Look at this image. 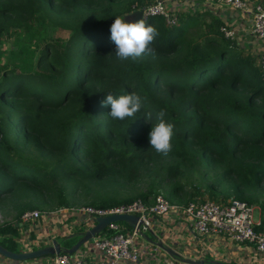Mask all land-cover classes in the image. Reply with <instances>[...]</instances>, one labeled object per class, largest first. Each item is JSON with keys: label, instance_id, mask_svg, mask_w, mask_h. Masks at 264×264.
Segmentation results:
<instances>
[{"label": "trees", "instance_id": "1", "mask_svg": "<svg viewBox=\"0 0 264 264\" xmlns=\"http://www.w3.org/2000/svg\"><path fill=\"white\" fill-rule=\"evenodd\" d=\"M151 1L0 0V39L23 29L33 44L9 52L11 65L0 64V207L17 216L52 201L78 205L68 199L78 193L91 196L82 204L105 207L149 201L162 186L166 198L183 204L173 180L192 171L210 199L263 205L264 75L254 56L217 29L195 40L188 29L198 15L176 12L175 22L137 18L157 29L156 53L119 60L111 23ZM109 91L139 94L141 111L133 120L113 119L110 105L99 104ZM161 109L175 126L167 156L148 142ZM27 147L42 171L20 164L22 151L14 149ZM128 185L137 190L119 197ZM189 187L186 201L201 194ZM5 238L0 243L13 248Z\"/></svg>", "mask_w": 264, "mask_h": 264}, {"label": "built area", "instance_id": "2", "mask_svg": "<svg viewBox=\"0 0 264 264\" xmlns=\"http://www.w3.org/2000/svg\"><path fill=\"white\" fill-rule=\"evenodd\" d=\"M169 0H152L142 10V14L160 15L168 22L176 21V12H172L171 5H167ZM193 6L194 3H204L212 10L220 8H234L249 16V32L258 40L264 41V0H177ZM169 9V10H167ZM222 36L232 40L236 37V28L226 24L218 27ZM256 65L264 75V44L257 51ZM256 207L251 203L237 199L227 198L223 201L210 198H192L183 204L169 200L162 193L153 195L152 200L146 201L139 197L129 201L101 207L91 204L78 206L59 207L56 211H43L40 209H30L22 211L17 220L19 247L23 249L31 248L30 243L41 244L50 241L52 237L48 234L37 233L36 238H31L25 232L23 223L31 222L33 219L48 217L50 213L59 215V220H66L67 217H60V212L71 211L86 215L89 223L96 216L113 213L134 214L137 221L129 224L122 220L109 221L103 229L95 233L89 239V248L98 250L102 257L91 262H86L76 250L72 252L60 251L49 255L50 264H119L121 261L136 262L141 248L135 244V238L142 231L149 229L154 219L162 217L167 213L182 214L187 219V224L191 236L219 237L225 243L243 244L246 248L240 259H248L246 264H264V210H257L253 216V209ZM53 215V216H54ZM77 223L79 220H76ZM81 223V224H83ZM29 231V229H27ZM71 230V229H70ZM73 230V229H72ZM63 231V230H62ZM60 231V232H62ZM67 230H64L66 233ZM59 233V232H58ZM63 234V233H61ZM53 235V234H50ZM55 237V236H53ZM19 239V240H18ZM159 238H157L158 240ZM156 245V243H153ZM22 246V247H21ZM52 256V257H51ZM245 262V261H244Z\"/></svg>", "mask_w": 264, "mask_h": 264}, {"label": "crops", "instance_id": "3", "mask_svg": "<svg viewBox=\"0 0 264 264\" xmlns=\"http://www.w3.org/2000/svg\"><path fill=\"white\" fill-rule=\"evenodd\" d=\"M167 5H171V9L175 10L177 13L187 12V10H189L188 12L192 11L194 14L201 16L202 18L203 16L208 19L212 18L214 21H218L217 27L221 24L235 27L237 32L235 43L238 44L242 51L248 52L250 55L254 56L256 63L257 51H259L260 47L264 44V41L258 40L249 32L248 14L246 15L238 9L229 7L212 10V8L204 5V3H194L193 6H191L187 5L185 2L180 5L177 0H169ZM68 206L69 205H63L62 207ZM59 207L61 206L40 208L31 207L24 210L40 209L47 212L57 211L59 213ZM256 207H258L259 210H264L261 209L260 206ZM1 210L2 208H0V213ZM9 211H13V213L15 212V210L12 209H9ZM19 214L17 216L13 215L12 217H5L8 219H5L3 223L1 222L0 224V226L5 225L4 227H6L4 234L0 233V239L5 240L7 239L5 237H10L14 241V247L9 248L1 243L0 244L11 251L23 249V247H19L17 241L18 225L15 222ZM62 214H64L63 218L67 217L64 223L63 220H59V215L56 216L54 213H50L48 217H40L33 219L31 222L23 223V228L31 238H36L37 233H46L48 235L53 234L50 237L55 236L56 240L59 237L58 241L62 245L69 246L75 240L76 236L70 238H67L66 236L73 232L72 229H75L74 231L78 230L79 226H82L78 224L88 221L89 218L86 215L72 213L71 211L65 212L63 210V212H60V217ZM76 220H79V222L77 223ZM8 224L12 230L8 229ZM27 229H29V231ZM64 230H67L66 233ZM157 238L159 239L157 240ZM158 242L171 249L173 255L164 250H160L159 248L161 247ZM153 243H156V245ZM135 244H137L138 248L142 249L137 261H121L119 264H213L209 263V260L211 259L221 261L225 264H246L248 260L244 259V262L240 259V255L238 256V254L246 255L244 253L246 248L243 244L232 242L225 243L224 241H220L219 237L216 236H210L209 238L198 236L193 238L189 232L187 219L176 211L154 219L151 223V227L142 231V233L135 238ZM76 249V252L80 254L86 262H91L96 258L102 257L98 250L89 248V241L81 244ZM258 256L264 258V255L260 254ZM49 257L46 256L42 259L30 258L25 261H17L0 255V264H50ZM179 257H183V260L189 259V262L182 261ZM197 261L201 263H198Z\"/></svg>", "mask_w": 264, "mask_h": 264}, {"label": "clouds", "instance_id": "4", "mask_svg": "<svg viewBox=\"0 0 264 264\" xmlns=\"http://www.w3.org/2000/svg\"><path fill=\"white\" fill-rule=\"evenodd\" d=\"M158 36L157 29L146 22L145 19L130 20L125 17H116L110 26V40L115 46V55L125 61L131 58L136 60L144 55L154 56L156 53L152 44ZM142 97L135 93L114 96L112 92H104L99 104L110 105L108 113L115 120L132 118L141 111L143 106ZM166 110L161 109L156 113L157 123L151 127L148 134V142L157 153L167 156L172 150V137L174 135V124L167 122L164 118ZM152 114H147L146 120H151Z\"/></svg>", "mask_w": 264, "mask_h": 264}, {"label": "rangeland", "instance_id": "5", "mask_svg": "<svg viewBox=\"0 0 264 264\" xmlns=\"http://www.w3.org/2000/svg\"><path fill=\"white\" fill-rule=\"evenodd\" d=\"M179 4H183V2H179ZM169 10V9H167ZM184 11V10H182ZM189 10H187L186 13H188V15L193 14V12H188ZM172 12H176L175 10H173ZM141 16H144L143 14ZM177 17V15H176ZM204 18V19H203ZM203 18L201 16H197L196 22L188 29V32L190 35H192V37L197 40V38L199 39V33H203L202 35H204V33L206 34H213L214 31H216V29L218 30V21H214V19H208L207 17L203 16ZM38 27V24L36 25ZM65 31V30H64ZM64 31H59V29L56 30L57 34H64ZM31 32V30L29 31ZM27 33L26 30L24 31L23 29H17V30H13V31H9V33L5 34L4 36L1 37L0 39V64L3 63H7L9 65H11L15 59V58H9V52H14L16 53V55H18V52L21 51L22 49H29L33 47V44H31V41H29L27 39ZM34 39V38H33ZM23 52V51H22ZM16 152L17 151H22L19 155L20 158H22V162H20L21 165H25L27 166V168H30L31 170H41V166H43V161L40 160V157L34 155L31 151L30 147H27L25 149H14ZM25 163V164H24ZM27 163V165H26ZM197 176L196 172H191V174H188L185 178L183 177H178L177 179L173 180V182L176 183V187L177 189H179V191L176 193V197L177 198H182L183 201H186L187 197L185 196V193L182 191H188L190 190L189 187V183L193 186L195 185L196 187H199V190L201 191V194H197L195 195V198L201 199V198H210L208 196L207 190H204V187L202 185V181H199V184L197 183V181H195L193 178H195ZM189 180L188 183H186ZM186 181V182H183ZM179 183V184H178ZM167 187L168 186H162V187H158L157 188V192L160 193H167ZM135 189L137 190V188L132 187L131 185L128 186H121L119 188L120 190V196H126V195H131ZM140 189V188H139ZM155 191V192H156ZM79 195H77L76 197H71L69 195L68 199L71 200L69 201L78 205H82V203H86L89 201V199L91 198V196L88 195H84L82 193H78ZM153 197V196H152ZM194 197V196H193ZM264 198V196L261 198V200ZM190 199V198H189ZM152 200V198L150 199ZM175 201V200H174ZM179 203V201H176ZM255 206H260L261 209H264V203L263 205L259 202V203H252ZM69 206H71L70 204H68ZM78 205H72V206H78ZM56 207L58 206L57 204H54V202H50L47 206H43V207ZM0 208H2L1 213H0V224L1 222L3 223V221L5 219V217H12L14 215L13 211H9L10 206L8 204L1 206ZM257 207H254L253 209V216H256L257 214Z\"/></svg>", "mask_w": 264, "mask_h": 264}, {"label": "water", "instance_id": "6", "mask_svg": "<svg viewBox=\"0 0 264 264\" xmlns=\"http://www.w3.org/2000/svg\"><path fill=\"white\" fill-rule=\"evenodd\" d=\"M141 15H142V12L140 10H134V11L128 12L126 15H124V17L126 19L135 20L139 18ZM136 219H137L136 215L125 214V213H113V214H108V215L96 216L89 223L78 224L82 226H79V229L76 231H74L75 229L72 230L73 232L69 233L66 236L67 238L76 236L75 240L69 246L62 245L58 241L59 237L57 238V240L55 239L56 237H52L50 241H47V242L45 241L44 243H41V244L30 243V245L32 246L31 248H28V249L24 248V249H19L16 251H11L0 244V255H2L3 257L10 258V259H15L17 261H25L30 258L42 259L43 257L45 258L46 256H49L53 253H58L60 251L72 252L76 250V248H78L81 244L88 242L91 236L95 233H98L101 229H103V227L105 226L107 222L122 220L132 225L137 221ZM49 236L51 235L49 234ZM158 244L161 247L159 248L160 250H164L167 253H170L173 255V251L171 249L164 246L160 242H158ZM179 259L185 262H189V259L183 260V257H179ZM198 263H201V262H198ZM209 263L225 264L221 261H215L213 259L209 260Z\"/></svg>", "mask_w": 264, "mask_h": 264}]
</instances>
